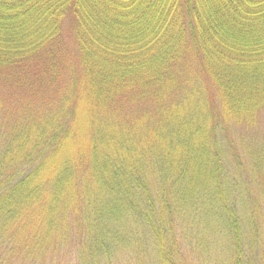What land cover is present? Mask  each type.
<instances>
[{
  "label": "trees",
  "instance_id": "obj_1",
  "mask_svg": "<svg viewBox=\"0 0 264 264\" xmlns=\"http://www.w3.org/2000/svg\"><path fill=\"white\" fill-rule=\"evenodd\" d=\"M262 111L264 0H0V257L240 250L217 131Z\"/></svg>",
  "mask_w": 264,
  "mask_h": 264
},
{
  "label": "rangeland",
  "instance_id": "obj_2",
  "mask_svg": "<svg viewBox=\"0 0 264 264\" xmlns=\"http://www.w3.org/2000/svg\"><path fill=\"white\" fill-rule=\"evenodd\" d=\"M73 25L70 19L66 20L64 35L68 42L73 35ZM226 131L224 133L222 128L217 131L218 142L224 152L222 163L228 184L225 191L219 192L222 196L227 195L228 203L237 212L244 240L241 249H236L233 227L224 218L219 221L217 234H214L219 239L202 246L200 235L193 234L191 222L190 226L186 222L184 230L188 234V242L185 255L189 264H237V253L241 252L244 253L243 264H264V111L260 112L254 126L232 123L227 125ZM217 178L220 179L219 176ZM253 236L257 238L253 239ZM12 259L8 254L1 256L0 264H81L68 256L41 255L27 257L19 263ZM145 261L154 264L155 260L148 257ZM132 263L136 264V261Z\"/></svg>",
  "mask_w": 264,
  "mask_h": 264
}]
</instances>
